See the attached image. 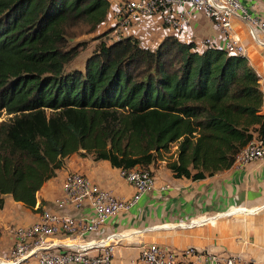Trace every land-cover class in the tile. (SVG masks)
Segmentation results:
<instances>
[{
    "label": "trees",
    "instance_id": "16d2710c",
    "mask_svg": "<svg viewBox=\"0 0 264 264\" xmlns=\"http://www.w3.org/2000/svg\"><path fill=\"white\" fill-rule=\"evenodd\" d=\"M111 5L0 0V210L8 194L36 210L76 154L152 174L164 161L175 177L199 180L264 134L261 77L248 56L175 34L156 48L114 38L116 26L99 32ZM84 35L96 49L85 70H68Z\"/></svg>",
    "mask_w": 264,
    "mask_h": 264
},
{
    "label": "crops",
    "instance_id": "0c3cea01",
    "mask_svg": "<svg viewBox=\"0 0 264 264\" xmlns=\"http://www.w3.org/2000/svg\"><path fill=\"white\" fill-rule=\"evenodd\" d=\"M125 1L111 0L109 16L100 32L118 26L119 11ZM241 1L249 13L264 18V0ZM234 26L236 35L245 46L243 55L249 57L261 77L264 96V46L251 35L250 22L244 12L235 17ZM120 34L135 35L143 45L151 48L159 46L166 35L175 34L182 41L196 42L201 50L207 45L206 39L223 38L214 20L200 13L193 15L183 32L168 27L158 16H151L125 30L120 31L117 27L112 36L116 38ZM256 35L264 42V31L259 27ZM262 113L264 115V103ZM66 161V165L58 169L38 193L36 210L15 201L11 194L5 196V208L0 210V258L9 256L18 226H29L45 210L57 209L56 200L62 196L63 180L69 172L85 174L119 198L128 199L134 194L135 187L122 177V169L114 167L109 160L98 161L91 155L76 154L67 157ZM152 169L155 187L131 209L112 217L98 231L88 235V239L98 242L111 233L120 234L112 244L110 264H130L138 258L140 245L149 242L178 252L195 247L220 255H252L264 264V161H252L246 165L235 162L227 170L199 180L175 177L164 161ZM245 207L256 211H238ZM258 207L262 209L258 210ZM196 221L201 223L196 224ZM67 240L71 237H49V241L61 244ZM100 251L97 247L92 253ZM22 264L38 262L31 258Z\"/></svg>",
    "mask_w": 264,
    "mask_h": 264
},
{
    "label": "built area",
    "instance_id": "2783aa9c",
    "mask_svg": "<svg viewBox=\"0 0 264 264\" xmlns=\"http://www.w3.org/2000/svg\"><path fill=\"white\" fill-rule=\"evenodd\" d=\"M240 12H244L250 22L251 35L264 46V42L256 35L257 27L264 31V18L249 13L241 0H127L119 11V22L116 27H119L120 31L125 30L142 23L144 18L158 16L168 27L183 32L193 15L200 13L214 20L223 37L221 40L206 39V44L225 47L231 53L243 55L245 46L236 35L234 26V19ZM252 161H264V134L256 135L237 154V163L246 165ZM121 175L135 187L134 194L128 199L117 197L81 172H69L63 180L62 196L56 200L57 209L45 210L39 219L29 226H18L14 231V243L9 256L0 258V264H22L31 258H35L38 264H110L112 244L120 234L111 233L98 242L88 239V235L98 231L112 217L131 209L156 184L154 175L148 169L139 167L122 169ZM57 235L70 236L71 240L63 244L49 241L50 236ZM97 247L101 251L92 253ZM130 264H262V262L252 255L242 256L234 253L220 255L195 247L178 252L149 242L140 245L138 258L132 260Z\"/></svg>",
    "mask_w": 264,
    "mask_h": 264
},
{
    "label": "rangeland",
    "instance_id": "374dc122",
    "mask_svg": "<svg viewBox=\"0 0 264 264\" xmlns=\"http://www.w3.org/2000/svg\"><path fill=\"white\" fill-rule=\"evenodd\" d=\"M84 39H86L88 43V45L86 46V49H84V51L68 66L67 68L68 70H72V69H80L82 71L85 70L86 61H87L86 59L88 58L89 55H91L95 51L96 42L92 40V35H84L80 38V40H83V41ZM76 43L77 42H74L73 44H76Z\"/></svg>",
    "mask_w": 264,
    "mask_h": 264
},
{
    "label": "bare ground",
    "instance_id": "6f19581e",
    "mask_svg": "<svg viewBox=\"0 0 264 264\" xmlns=\"http://www.w3.org/2000/svg\"><path fill=\"white\" fill-rule=\"evenodd\" d=\"M261 208V207H260ZM259 207L257 208L258 210L260 209ZM250 208H241L240 210H238V211H240V212H243V213H248V212H252V211H256V210H249ZM262 209V208H261Z\"/></svg>",
    "mask_w": 264,
    "mask_h": 264
}]
</instances>
